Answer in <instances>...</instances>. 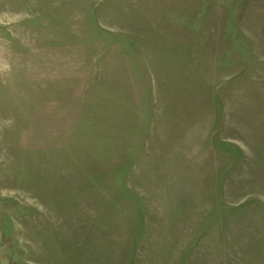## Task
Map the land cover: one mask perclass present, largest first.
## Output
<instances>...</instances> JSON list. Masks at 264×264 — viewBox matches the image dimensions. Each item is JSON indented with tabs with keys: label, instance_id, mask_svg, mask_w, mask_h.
<instances>
[{
	"label": "rangeland",
	"instance_id": "obj_1",
	"mask_svg": "<svg viewBox=\"0 0 264 264\" xmlns=\"http://www.w3.org/2000/svg\"><path fill=\"white\" fill-rule=\"evenodd\" d=\"M0 264H264V0H0Z\"/></svg>",
	"mask_w": 264,
	"mask_h": 264
}]
</instances>
